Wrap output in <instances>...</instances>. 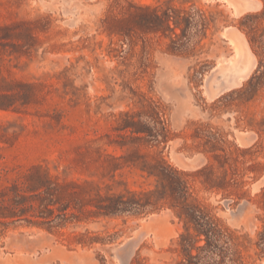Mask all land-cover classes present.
I'll return each instance as SVG.
<instances>
[{
    "label": "rangeland",
    "instance_id": "rangeland-1",
    "mask_svg": "<svg viewBox=\"0 0 264 264\" xmlns=\"http://www.w3.org/2000/svg\"><path fill=\"white\" fill-rule=\"evenodd\" d=\"M257 1L0 0V264H174L184 228L168 198L100 209L154 189L142 167L160 160L236 177L200 176L191 195L239 237L236 264H264V74L248 89L264 19L245 18ZM229 32L254 66L225 87L240 56Z\"/></svg>",
    "mask_w": 264,
    "mask_h": 264
},
{
    "label": "trees",
    "instance_id": "trees-1",
    "mask_svg": "<svg viewBox=\"0 0 264 264\" xmlns=\"http://www.w3.org/2000/svg\"><path fill=\"white\" fill-rule=\"evenodd\" d=\"M262 2L260 14L246 15L247 21L264 19V0ZM142 10L153 14L160 25L169 20V16L164 12L162 14L166 20H163L154 8L144 7ZM186 21L188 27L189 19L186 18ZM174 25L176 27L177 22H174ZM166 27L169 28L168 25ZM254 52L258 54L255 50ZM261 67L262 61H259L257 70ZM263 74L264 72H261L248 80L250 91L257 87ZM208 168L204 166L193 172L180 171L164 160L151 166H143L142 170L146 172L147 177L154 180V189L138 193L128 191L129 196L126 198L124 195L108 196L106 204L100 209L105 214L138 213L148 206L156 205L161 199L168 198L170 206L176 209L177 217L183 221L184 228L175 239L176 246L171 249L178 255L174 264H236L241 261L239 237L224 227L218 218L211 215L204 205L192 197L190 189L191 182L200 176L204 177L203 182L210 184V187L221 189H225L227 184L236 185L237 179L232 176L227 182L225 175L219 179L220 184H212ZM151 197H154L153 201ZM262 199L264 202V189Z\"/></svg>",
    "mask_w": 264,
    "mask_h": 264
},
{
    "label": "bare ground",
    "instance_id": "bare-ground-1",
    "mask_svg": "<svg viewBox=\"0 0 264 264\" xmlns=\"http://www.w3.org/2000/svg\"><path fill=\"white\" fill-rule=\"evenodd\" d=\"M225 1L227 3L233 2L236 5V7L238 8L237 12H241L242 10L253 8L255 5H257L259 3L257 0H225ZM228 31L229 30H226L225 33H227ZM223 33H224V30H223L222 34ZM230 34H231V38L233 39L234 45L239 49V52H240L239 55L240 56H239V60L236 62V64L232 68L227 69V71H225L224 73L221 74V76L224 77L223 78L224 83L230 82L225 87H229V86L239 84L240 78H245L254 66V63L251 61L250 56H249L250 52L248 51L245 42L242 41L243 39H240L239 37L235 36L233 33H230ZM211 89L213 90V87ZM221 91H223V90H221ZM216 94H218V93H216Z\"/></svg>",
    "mask_w": 264,
    "mask_h": 264
},
{
    "label": "crops",
    "instance_id": "crops-1",
    "mask_svg": "<svg viewBox=\"0 0 264 264\" xmlns=\"http://www.w3.org/2000/svg\"><path fill=\"white\" fill-rule=\"evenodd\" d=\"M246 10H248V9H246ZM228 83H230V82H225V83H224V84H225V86H226Z\"/></svg>",
    "mask_w": 264,
    "mask_h": 264
}]
</instances>
